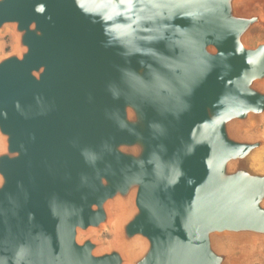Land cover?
Segmentation results:
<instances>
[{"label":"water","instance_id":"water-1","mask_svg":"<svg viewBox=\"0 0 264 264\" xmlns=\"http://www.w3.org/2000/svg\"><path fill=\"white\" fill-rule=\"evenodd\" d=\"M5 32L0 264L264 251V0H0Z\"/></svg>","mask_w":264,"mask_h":264},{"label":"rangeland","instance_id":"rangeland-1","mask_svg":"<svg viewBox=\"0 0 264 264\" xmlns=\"http://www.w3.org/2000/svg\"><path fill=\"white\" fill-rule=\"evenodd\" d=\"M1 45L3 47V50L8 51L11 49V35L9 32L3 33V35L0 38ZM104 235H109V232L106 231ZM247 264H264V251L260 252L257 256L252 257L250 260L247 261Z\"/></svg>","mask_w":264,"mask_h":264}]
</instances>
